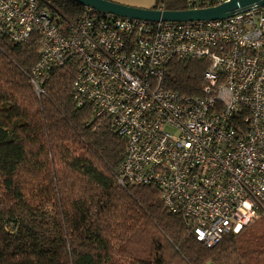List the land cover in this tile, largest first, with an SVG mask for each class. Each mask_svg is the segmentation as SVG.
<instances>
[{
  "label": "built area",
  "instance_id": "built-area-1",
  "mask_svg": "<svg viewBox=\"0 0 264 264\" xmlns=\"http://www.w3.org/2000/svg\"><path fill=\"white\" fill-rule=\"evenodd\" d=\"M46 0H0V34L42 36L31 83L75 64L78 106L110 119L127 150L121 187L151 186L196 240L214 248L264 216V8L226 20L145 22L85 8L66 28ZM189 9L231 0H184ZM163 10V9H159ZM173 61H207L199 95L168 89Z\"/></svg>",
  "mask_w": 264,
  "mask_h": 264
},
{
  "label": "trees",
  "instance_id": "trees-1",
  "mask_svg": "<svg viewBox=\"0 0 264 264\" xmlns=\"http://www.w3.org/2000/svg\"><path fill=\"white\" fill-rule=\"evenodd\" d=\"M63 29L85 7L46 0ZM184 0L153 9L189 10ZM43 42L25 45L0 34V264H264V216L210 249L161 191L121 187L117 171L127 142L110 119L79 107L77 66L54 67L38 95L31 83ZM207 61H173L168 89L199 95Z\"/></svg>",
  "mask_w": 264,
  "mask_h": 264
},
{
  "label": "water",
  "instance_id": "water-1",
  "mask_svg": "<svg viewBox=\"0 0 264 264\" xmlns=\"http://www.w3.org/2000/svg\"><path fill=\"white\" fill-rule=\"evenodd\" d=\"M85 8L119 18L145 22H199L226 20L235 14L264 8V0H231L218 6L189 9L184 11H165L144 9L119 4L111 0H70Z\"/></svg>",
  "mask_w": 264,
  "mask_h": 264
},
{
  "label": "crops",
  "instance_id": "crops-1",
  "mask_svg": "<svg viewBox=\"0 0 264 264\" xmlns=\"http://www.w3.org/2000/svg\"><path fill=\"white\" fill-rule=\"evenodd\" d=\"M113 2L138 8H152L151 0H111Z\"/></svg>",
  "mask_w": 264,
  "mask_h": 264
},
{
  "label": "rangeland",
  "instance_id": "rangeland-1",
  "mask_svg": "<svg viewBox=\"0 0 264 264\" xmlns=\"http://www.w3.org/2000/svg\"><path fill=\"white\" fill-rule=\"evenodd\" d=\"M151 2H152V5H151L152 8H149V9H153L154 8L157 0H151ZM144 9H147V8H144Z\"/></svg>",
  "mask_w": 264,
  "mask_h": 264
}]
</instances>
